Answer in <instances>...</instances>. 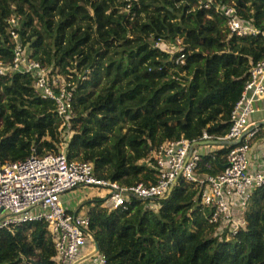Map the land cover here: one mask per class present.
<instances>
[{"label": "trees", "instance_id": "1", "mask_svg": "<svg viewBox=\"0 0 264 264\" xmlns=\"http://www.w3.org/2000/svg\"><path fill=\"white\" fill-rule=\"evenodd\" d=\"M218 1L262 34L230 32L223 14L197 0H0V61L13 59L8 20L17 17L29 56L58 78L57 90L65 84L73 91L72 114L61 117L36 92L33 74L3 77L0 161L64 147L69 160L130 186L157 181L155 153L168 142L199 140L205 131L214 141L225 136L251 67L264 60V0ZM179 38L184 64L176 63L179 52L155 47L160 39L174 47ZM211 146L200 174H218L227 162L229 145ZM81 189L90 194L74 209L89 214L107 264H264V185L250 197L246 226L222 236L195 183L180 179L169 197H131L115 209ZM0 264H59L48 224L0 231Z\"/></svg>", "mask_w": 264, "mask_h": 264}, {"label": "built area", "instance_id": "2", "mask_svg": "<svg viewBox=\"0 0 264 264\" xmlns=\"http://www.w3.org/2000/svg\"><path fill=\"white\" fill-rule=\"evenodd\" d=\"M207 8L214 7L224 15L230 32L238 36H256L261 30L244 22L230 4L218 0H197ZM130 5L126 6V9ZM17 17L8 20L14 56L9 64L0 61V80L10 72L31 73L35 90L42 99L52 100L58 114H72L73 91L50 80L47 66L31 58L24 47ZM182 39H177L179 57L184 64ZM155 47L169 52V47L158 40ZM264 99V60L251 67L242 95L231 113V128L216 138L230 149L227 162L218 174H200L202 154L215 149L214 137L206 131L199 140L182 138L161 146L155 153L158 178L156 182H140L122 186L116 181L98 177L92 163L69 160L66 152L38 156L31 153L25 160L0 161V231L35 221H44L53 236L59 264H107V257L96 249L91 231V218L86 210H70L63 202L64 194L79 188H88L93 195L104 198L109 209L126 206L131 197L153 200L167 196L180 179L200 187L201 204L210 209L209 222L218 226V234L228 230L236 234L246 226L244 212L254 190L264 185V171L252 165L253 148L261 143L264 160V116L257 103ZM213 141V143H204ZM207 147V151L200 148ZM223 145L219 148H222ZM217 149V148H216ZM35 151V150H34Z\"/></svg>", "mask_w": 264, "mask_h": 264}, {"label": "crops", "instance_id": "3", "mask_svg": "<svg viewBox=\"0 0 264 264\" xmlns=\"http://www.w3.org/2000/svg\"><path fill=\"white\" fill-rule=\"evenodd\" d=\"M257 105L259 106V108L260 109H263L264 108V99L263 100H261V101H259L258 103H257ZM261 113V112H260ZM260 148H261V143L260 142H256L255 143V145H254V148H253V155H252V158H251V161H252V165H253V167L255 168V169H260V170H262V171H264V160L263 159H261L260 157H259V153H260ZM207 147H205V146H203L202 148H200V150L202 151H207ZM80 191L79 189H76V191ZM75 190H74V192H76ZM73 192V193H74ZM80 192H82L81 193V195H79V197H78V199H77V204L80 206L83 202H85L86 201V199H87V197H88V195H86L84 192H83V190L81 189V191ZM73 193L72 194H69L68 196H67V198H66V200L68 201L71 197H72V195H73ZM88 193V192H87ZM86 195V196H85ZM64 201H65V198H64V196H63V198H62ZM69 203V202H68ZM65 204V203H64ZM77 205V206H78ZM77 206H75V207H77ZM74 207V208H75ZM73 208V207H72ZM73 208V209H74ZM76 210V209H75Z\"/></svg>", "mask_w": 264, "mask_h": 264}, {"label": "rangeland", "instance_id": "4", "mask_svg": "<svg viewBox=\"0 0 264 264\" xmlns=\"http://www.w3.org/2000/svg\"><path fill=\"white\" fill-rule=\"evenodd\" d=\"M179 51V45L177 44L176 46H174V47H169V52H170V54H176L177 52ZM53 80H55V81H57L58 82V78L57 77H53ZM261 116L263 117L264 116V110H262V112H261ZM65 125V122H63L61 125H60V127H59V129H61L63 126ZM62 131V133H63V135H64V137L65 138H67V137H70L71 136V134H70V129H69V126L66 128V131L65 130H61ZM64 132H66L67 133V135H65L64 134ZM63 150H64V147L62 148ZM79 190L81 191V188H79ZM83 190V192L86 194V195H89L90 193H87V190L86 189H82ZM76 191V190H75ZM80 191H76V192H74V191H70V192H68V193H66L65 195H64V198H65V201L63 200V202L65 203V205H67L68 207H75V206H77L78 204H77V199H78V197H79V195H81V193L82 192H80ZM74 192V193H73ZM73 193V195H72V197L67 201L66 200V198H67V196L69 195V194H72ZM85 195V196H86ZM93 196H95V195H93ZM87 200V199H86ZM69 202V203H68Z\"/></svg>", "mask_w": 264, "mask_h": 264}, {"label": "water", "instance_id": "5", "mask_svg": "<svg viewBox=\"0 0 264 264\" xmlns=\"http://www.w3.org/2000/svg\"><path fill=\"white\" fill-rule=\"evenodd\" d=\"M204 143H213V141H207V142H204ZM172 190H173V188H171L170 189V191L168 192V194H167V196L166 197H169L170 195H171V193H172ZM96 249H100V247H99V244L97 243L96 244Z\"/></svg>", "mask_w": 264, "mask_h": 264}]
</instances>
